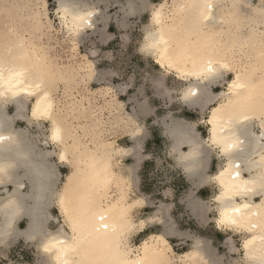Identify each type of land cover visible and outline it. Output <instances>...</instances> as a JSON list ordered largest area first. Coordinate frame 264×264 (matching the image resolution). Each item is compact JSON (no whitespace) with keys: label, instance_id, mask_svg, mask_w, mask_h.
I'll return each mask as SVG.
<instances>
[{"label":"bare ground","instance_id":"1","mask_svg":"<svg viewBox=\"0 0 264 264\" xmlns=\"http://www.w3.org/2000/svg\"><path fill=\"white\" fill-rule=\"evenodd\" d=\"M31 1L26 13V0L0 5V253L9 259L6 254L23 241L38 249L40 264H223L211 242L178 231L165 218L167 205L134 219L136 207L153 203L146 196L131 199L130 193L147 134L139 121L151 110L133 97L128 112V103L112 88L90 92L105 97L108 108L102 109L114 113L112 126L124 130L132 143L124 147L105 139L111 130L95 119L91 101L64 92L69 101L63 105L56 93L59 83L69 89L77 77L101 83L103 76L97 78L94 63L82 58L67 70L49 60L40 39L51 28L48 2ZM102 1L58 0L57 14L78 38L96 30ZM146 10L150 25L141 51L184 83L182 106L208 113L202 117L206 138L196 123L170 115L163 119L170 154L192 189L215 185L214 220L218 229L243 236L240 264H264V0H172L153 7L148 0H128L120 24L127 26L129 17ZM209 63L214 74L206 71ZM75 114L90 115L94 123L77 126L71 121ZM33 125L43 132L42 140L31 133ZM215 153L222 163L207 175ZM124 157L134 161L128 167L131 176L116 170ZM61 167L69 170L64 176ZM192 195L184 198L188 210L200 224L209 222L212 207ZM55 208L61 218L53 216ZM154 221L161 231L133 245V235ZM52 222L60 224L56 230L50 229ZM170 237L193 243L178 255Z\"/></svg>","mask_w":264,"mask_h":264},{"label":"rangeland","instance_id":"2","mask_svg":"<svg viewBox=\"0 0 264 264\" xmlns=\"http://www.w3.org/2000/svg\"><path fill=\"white\" fill-rule=\"evenodd\" d=\"M3 1L6 0L0 1V5ZM57 1L58 0H47L49 17L52 22L50 24L51 28L49 27L50 29H48L44 35L40 36L43 48L45 47L43 49L44 53L46 52V56L51 58L52 60H49L53 61L56 66H59L56 63L58 61V64L66 70L70 69L80 58L86 61L88 60L94 63L95 71L93 74H95L97 78L103 76L101 83L88 78L82 81L77 77L78 79L76 82L68 84L69 89L63 83H59L60 87L56 93L58 99H61L60 101L62 104L64 105L69 101L64 98V92L74 95L77 99L84 98L91 101L93 110L95 111L94 114H96L94 116L95 119L98 118L104 123L107 130H111V132L104 135V137L106 136L105 139L116 141L119 145L124 147H129L132 143L124 130L112 126L110 119H113L112 116L114 113H111V110H106V108L105 110L102 109V107L108 108V105L104 106L105 97L98 94L91 96L90 92L112 88L114 91L113 93L117 95L118 99L128 103V112L132 110L133 104L129 102V100L133 97H135L137 102L144 104L151 110V113L147 117H142L139 121L147 134L142 145V162L136 173L137 178H135L133 182L135 187H131L130 193L131 199L146 196L153 203L149 206L143 204L140 207H136L133 211L134 219L139 221L140 219L153 216L156 210H158V207L165 204L167 206H164L167 207V209L169 208L164 214H167L165 218L170 220L178 231H185L192 236L211 242V237L214 233L212 229L214 226L213 222L215 221L214 218H216L217 212L216 209L213 208L215 205L212 206L213 201L210 200L212 198H208L207 195H213L214 185L210 182L206 183L207 185L205 184L206 187L203 191L204 196L202 200H200L207 206L212 207L208 213L210 223L207 226L199 227L198 223L200 224V221L197 220L198 223H196L193 219L195 217L188 210L187 200L185 201L184 199L191 193H193V197H197L195 194L196 190L185 183L188 180L180 167H178L179 165L177 164L176 158L170 154V141L165 136L164 128L162 127L163 119L170 115L174 118L185 119L190 123H196L197 131L203 138H206L208 135V127L202 122V117L206 118L208 113L200 114L192 110L187 111L189 109L184 108L179 101V93H181L184 83L174 74L166 73L155 63L153 57L141 51L146 29L150 25L151 11L146 10L141 16L129 17L126 21L127 26H125V28L120 24L124 20L121 7L128 0L102 1L104 4L102 3L99 8L102 17H97L96 30L88 31L77 38L68 33V30L59 18L57 14ZM92 1L94 2L97 0ZM148 1L150 2V7L165 1H168L169 5L172 3V0ZM25 3H27V6L24 13L31 12L32 1L26 0ZM24 22L26 23L27 29L31 30L32 28L29 27L28 21L25 20ZM46 48L47 51H45ZM230 77H232V75H230ZM221 90H223L222 86L214 88V92L217 93ZM106 99L108 100V97ZM86 104H88V102ZM9 113L13 114L14 110L11 108ZM71 116L78 117L71 121L73 124L75 123V125L82 126L83 128L94 123L90 115L82 114L79 116L75 114ZM18 125L22 128L27 126L26 123H19ZM45 127L48 128L49 125L46 124ZM30 131L36 135L39 140L40 138L41 140L43 139V132L41 129L33 125L30 127ZM79 131L82 132L81 129H79ZM43 147L45 146L43 145ZM119 162V166L116 167V170L127 176H131L128 167L132 165L134 161L129 157H124ZM210 168L211 162L207 175L215 173V170H210ZM60 171L64 176L69 170L62 167ZM173 202L179 203L175 207ZM52 214L56 218H61L57 209H53ZM59 225L58 222H52L50 224V229L56 230ZM24 227L25 222H21L20 228ZM160 231L161 227L159 226V222L154 221L143 233L133 235L131 243L133 245H139L148 235L152 233L156 234ZM231 237H233V234L228 232V234L225 235L227 244L219 250L214 249L215 246L212 245V243L211 246L216 250L219 257L222 258L223 264H240L243 261V252L241 250L243 236H234L236 241L233 242L232 238V243L228 241V238ZM175 238L176 237H170L169 240L178 255L183 254L191 248L193 243L191 239L183 237L188 239V241H182ZM231 249L232 252L230 251ZM8 255L9 259L0 253V264H8L12 261L16 264H40L38 261V249L35 246L26 245L23 241H20L17 246L13 247L11 251L6 254V256ZM235 258H241L242 260L239 259L236 262ZM176 264L180 263L178 262Z\"/></svg>","mask_w":264,"mask_h":264},{"label":"crops","instance_id":"3","mask_svg":"<svg viewBox=\"0 0 264 264\" xmlns=\"http://www.w3.org/2000/svg\"><path fill=\"white\" fill-rule=\"evenodd\" d=\"M184 107V106H183ZM185 108V107H184ZM187 111H190V110H187ZM219 155L217 154V153H215L214 155H213V158H212V162H211V168H210V170H215V172L218 170V168L220 167V165H221V163H222V160H221V156L220 157H218ZM220 159V160H219ZM62 168V167H61ZM60 168V169H61ZM187 181V180H186ZM185 183H187V184H189L190 186H191V183L190 182H185ZM207 185V184H206ZM206 185L204 186V187H202V188H200V189H198V190H196V192H195V194H196V196L198 197V199H200V200H202V197L204 196L203 195V191L205 190V187H206ZM214 185V184H213ZM215 185H214V191H213V195H207L208 196V198H213L214 196H215V194H216V191H215ZM212 194V193H211ZM211 200V199H210ZM179 202H173V204H174V206L176 207L177 206V204H178ZM213 205H215V203L213 202ZM56 209V208H55ZM58 211V210H57ZM60 216V215H59ZM195 221H196V223H198L197 222V220L195 219V218H193ZM215 219V218H214ZM210 223V221L209 222H206L205 224H203V225H200L199 223H198V226L199 227H204V226H207L208 224ZM214 224V226H213V231H214V233H217V234H214L213 233V235H212V237H211V243H212V245H214L215 247H214V249H216V250H219L221 247H224L226 244H227V242H226V240H227V238H225V235L226 234H228V232L226 231L225 232V230H221V229H218L217 228V226H216V223H215V221L213 222ZM234 236H236L235 234L233 235V242H235L236 240H235V237ZM237 236H241L240 234H238ZM172 238H174V237H172ZM175 239H179V240H182V241H188V239H186V238H183V237H181V238H179V237H176ZM239 259H241V258H239ZM239 259H237V258H235V261L237 262ZM242 260V259H241Z\"/></svg>","mask_w":264,"mask_h":264},{"label":"snow or ice","instance_id":"4","mask_svg":"<svg viewBox=\"0 0 264 264\" xmlns=\"http://www.w3.org/2000/svg\"><path fill=\"white\" fill-rule=\"evenodd\" d=\"M207 7H210V5H207ZM206 71H207V73L214 74V69H213L211 63H209L208 66L206 67ZM33 115H36V113L34 112ZM53 138L55 139V136ZM0 139H3V138H0ZM61 159H63V157H61ZM237 175H239V173H237ZM261 187L264 188V185H262ZM236 211H239V209H236ZM103 219H104V217L101 216V220H103ZM233 223H235V221H233ZM104 227L107 228V225L105 224ZM45 251H47V249H45ZM111 264H117V262L112 261Z\"/></svg>","mask_w":264,"mask_h":264}]
</instances>
